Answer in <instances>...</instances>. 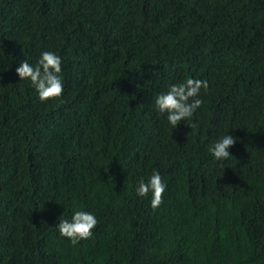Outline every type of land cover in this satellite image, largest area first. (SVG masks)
I'll return each instance as SVG.
<instances>
[{
  "label": "trees",
  "instance_id": "1",
  "mask_svg": "<svg viewBox=\"0 0 264 264\" xmlns=\"http://www.w3.org/2000/svg\"><path fill=\"white\" fill-rule=\"evenodd\" d=\"M44 50L60 100L15 71ZM188 76L209 87L172 129L154 97ZM74 206L99 221L77 245ZM0 264H264V0H0Z\"/></svg>",
  "mask_w": 264,
  "mask_h": 264
},
{
  "label": "clouds",
  "instance_id": "2",
  "mask_svg": "<svg viewBox=\"0 0 264 264\" xmlns=\"http://www.w3.org/2000/svg\"><path fill=\"white\" fill-rule=\"evenodd\" d=\"M21 81H27L34 88L41 101H56L62 99L65 90V80L62 68V57L54 51H41L34 62L24 59L15 69ZM207 80L185 77L183 80L171 83L166 91L159 92L154 97V107L158 113L165 116L168 124L175 129L181 121H187L191 128L195 125L191 118L201 108L204 101L201 91L207 92ZM236 140L228 133L217 138L209 147L208 152L217 161H227L232 157L230 148ZM167 182L158 169H153L147 178L138 180L135 193L139 197L148 198L153 209L158 208L167 191ZM99 221L94 212L83 207H73L70 217L65 214L59 218L56 229L61 237L72 245L88 240L94 235Z\"/></svg>",
  "mask_w": 264,
  "mask_h": 264
}]
</instances>
